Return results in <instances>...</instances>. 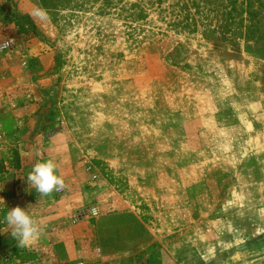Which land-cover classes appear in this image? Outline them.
Instances as JSON below:
<instances>
[{
  "label": "rangeland",
  "instance_id": "374dc122",
  "mask_svg": "<svg viewBox=\"0 0 264 264\" xmlns=\"http://www.w3.org/2000/svg\"><path fill=\"white\" fill-rule=\"evenodd\" d=\"M168 1L140 41L99 2L0 0V83L33 88L66 184L27 181L47 136H0L2 195L41 228L0 237L4 263L264 264V0Z\"/></svg>",
  "mask_w": 264,
  "mask_h": 264
},
{
  "label": "crops",
  "instance_id": "0c3cea01",
  "mask_svg": "<svg viewBox=\"0 0 264 264\" xmlns=\"http://www.w3.org/2000/svg\"><path fill=\"white\" fill-rule=\"evenodd\" d=\"M26 11L27 12L25 13L32 14L31 10ZM14 28L15 27L13 21H10V23L3 24L1 29L12 32L15 30ZM34 38L35 37H32L29 40H31L33 43L35 41ZM39 55L40 58L43 57L42 53H39ZM32 74L33 72L31 73L28 69H21L19 70L17 76L23 77L22 75H24V77H30L32 76ZM5 76L11 77L10 75ZM28 83L29 82L22 81L21 79H13L8 83H0V136H47L39 138L38 146L40 148L38 149L39 151L44 152L40 155V157L43 155L42 159H44L45 161L51 159L55 162L58 161L61 164L63 160L61 158V154H59L60 151H56L53 149L55 143L52 141L51 136L56 135L46 132L47 126L44 127L45 124L39 125L38 119L35 120L32 117L34 111L40 107V103L32 100L34 98L31 97L33 88ZM7 117H9V125H7ZM3 150L4 149L0 147V159ZM60 164H58V173L62 172ZM1 182L2 181H0V188H3L5 192L6 186L8 187V189H14L15 192L18 191L17 186L19 185L20 187V184L10 186L9 184H5V182ZM22 190H24V188H22ZM2 196L3 197L0 198V204L4 202V205L8 207L9 210H11L14 207L15 202H13L11 199L5 198L4 194ZM9 231H11V229L9 228L7 223L0 222V237L9 234ZM0 264L6 263H4L3 260H0Z\"/></svg>",
  "mask_w": 264,
  "mask_h": 264
},
{
  "label": "clouds",
  "instance_id": "9594fccd",
  "mask_svg": "<svg viewBox=\"0 0 264 264\" xmlns=\"http://www.w3.org/2000/svg\"><path fill=\"white\" fill-rule=\"evenodd\" d=\"M33 15L43 19L46 17V12L43 9H37ZM57 168V163L51 159L36 163L27 176L29 185L44 197L64 190L65 180L56 174ZM5 222L11 229V236L16 240L18 248L31 247L41 236L38 222L20 206L7 211Z\"/></svg>",
  "mask_w": 264,
  "mask_h": 264
},
{
  "label": "trees",
  "instance_id": "16d2710c",
  "mask_svg": "<svg viewBox=\"0 0 264 264\" xmlns=\"http://www.w3.org/2000/svg\"><path fill=\"white\" fill-rule=\"evenodd\" d=\"M46 10L53 8L55 0H39ZM68 3L72 0H67ZM77 6H83L84 4L100 3V9L103 13H109L111 11H117L116 13L120 15L132 28L134 32L138 35L137 38L140 41H146L154 37V35L159 34V30H153L150 28H145L143 22L147 21L146 17L151 12L153 14L160 16L162 20L163 11L165 6L164 1L168 0H136L135 2H127L126 0H76ZM173 0L168 1V6L172 4ZM181 0H177L179 2ZM189 1L194 3V0H184L181 4L187 6ZM180 4V5H181ZM169 25L170 28H174V22Z\"/></svg>",
  "mask_w": 264,
  "mask_h": 264
},
{
  "label": "built area",
  "instance_id": "2783aa9c",
  "mask_svg": "<svg viewBox=\"0 0 264 264\" xmlns=\"http://www.w3.org/2000/svg\"><path fill=\"white\" fill-rule=\"evenodd\" d=\"M13 43H14V39L11 37H7V38L1 40L0 41V51L8 50L10 47H12ZM62 191L56 192V193H61ZM1 197H2V191L0 190V198Z\"/></svg>",
  "mask_w": 264,
  "mask_h": 264
}]
</instances>
